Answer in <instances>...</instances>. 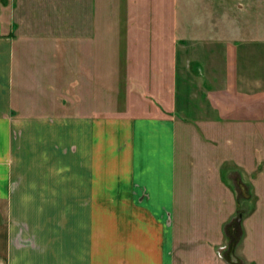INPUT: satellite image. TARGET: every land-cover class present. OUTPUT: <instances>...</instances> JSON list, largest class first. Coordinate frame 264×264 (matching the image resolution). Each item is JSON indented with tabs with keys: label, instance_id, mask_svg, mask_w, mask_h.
I'll return each instance as SVG.
<instances>
[{
	"label": "rangeland",
	"instance_id": "rangeland-1",
	"mask_svg": "<svg viewBox=\"0 0 264 264\" xmlns=\"http://www.w3.org/2000/svg\"><path fill=\"white\" fill-rule=\"evenodd\" d=\"M0 20L38 112L175 115L185 264H264V0H0Z\"/></svg>",
	"mask_w": 264,
	"mask_h": 264
},
{
	"label": "crops",
	"instance_id": "crops-1",
	"mask_svg": "<svg viewBox=\"0 0 264 264\" xmlns=\"http://www.w3.org/2000/svg\"><path fill=\"white\" fill-rule=\"evenodd\" d=\"M16 57L0 20V264H185L175 115L38 112Z\"/></svg>",
	"mask_w": 264,
	"mask_h": 264
},
{
	"label": "water",
	"instance_id": "water-1",
	"mask_svg": "<svg viewBox=\"0 0 264 264\" xmlns=\"http://www.w3.org/2000/svg\"><path fill=\"white\" fill-rule=\"evenodd\" d=\"M229 260L233 263H239V258L235 255L234 249L229 252Z\"/></svg>",
	"mask_w": 264,
	"mask_h": 264
}]
</instances>
